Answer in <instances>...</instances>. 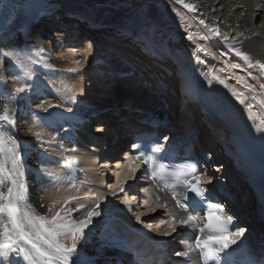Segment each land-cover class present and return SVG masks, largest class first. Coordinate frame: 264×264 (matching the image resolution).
<instances>
[{"label": "bare ground", "instance_id": "obj_1", "mask_svg": "<svg viewBox=\"0 0 264 264\" xmlns=\"http://www.w3.org/2000/svg\"><path fill=\"white\" fill-rule=\"evenodd\" d=\"M94 2L0 0V107L8 103L16 110V125L12 132L22 148L25 175L34 176L33 185L32 180L26 183L27 203L36 213L49 219L63 208L76 209L84 205L82 210L72 216L73 219L81 220L99 201L101 215L94 217L93 223L86 229L85 237L78 244L77 259L79 264H115L118 253L102 248L97 241L96 233L101 227L102 218L121 207L135 219L141 215V221L138 222L140 226L160 229L159 233L164 235L171 231L166 221L172 208H160L159 204L174 202L170 201L168 193L159 191L144 176L137 178L136 183L131 182L132 169L138 167L134 161H123V157L116 156L112 158L116 160L111 162L106 151H99L96 144L97 147L87 145L72 127L70 133L74 135L76 143L64 141L61 133L68 131L71 123L82 124L83 119L93 115L94 127L99 128L98 132L92 131L93 137H100L104 133L106 136L109 130L114 129L111 127L119 125L118 122L121 124L119 120L126 115L123 119L125 132L120 134L112 149L118 148L124 144L127 129L132 128L129 124L138 113L128 103L141 102L138 107L142 116L146 113L142 112L143 109L163 115L166 111L174 114L181 107L180 102L184 101L181 83L188 79L189 82L198 81L206 96L209 95L211 106L214 107L211 109L212 117L218 119L221 127L218 126V130L227 135L226 141H219L227 149L226 153L221 154L213 165L206 166L208 177L215 180L218 171H230L232 165L241 168L260 160L258 155L264 150V133L253 128L245 105L236 100L230 89L240 94L246 104L253 106L252 111L264 118V104L261 103L264 101V89H261L264 77L260 76L258 68L249 69L240 57L229 50L222 38L205 41L199 37L206 34L204 25L200 23L203 20L221 33H226L228 44L247 53L253 63L257 60L264 63V0H185V3L195 6V11L176 3V0ZM94 4L103 8V12L96 9L97 6L92 8ZM65 6L72 7L68 9ZM122 12L125 13L122 19L128 20L123 22V26L118 16ZM36 19L39 21L36 22ZM29 26L30 29L19 36L10 34ZM51 26L54 27V33H48ZM78 29L85 31V36L73 42L74 34L71 33H76ZM131 29L141 36H128ZM113 33L123 35L127 45L112 40L110 35ZM189 33L194 38L191 41L187 39ZM100 36L109 39L104 40ZM147 37L150 43L144 45L142 39ZM197 45L207 49V54L197 53L203 63L193 56ZM129 46H132V51ZM40 49L44 51L40 52ZM120 49L125 52L128 50L127 54L138 57L137 63L130 65L129 58L127 60L125 52H119ZM3 53L8 56L5 57ZM234 64H239L240 68H231ZM21 68L30 69L31 79L23 78ZM209 72L219 76L228 87L216 80L209 84L208 80L212 78ZM170 76L172 80L169 81ZM240 77L244 78L243 82ZM249 84L254 91L247 87ZM21 86L27 87L29 91L17 94L13 99V90ZM104 92L102 97L101 93ZM109 95L116 97H112L110 103H117L112 105L102 100H109ZM49 105L55 107L49 108ZM185 107L184 110L190 108ZM108 108L114 113L112 124L103 122L101 118L104 114L102 111ZM190 112L183 118V126L202 128V124L200 126L196 122L199 120L197 111ZM50 119L54 120L56 127L48 126ZM84 125L87 126V122ZM120 127L123 130L122 124ZM213 127L216 129L217 125ZM83 132L84 138H87L86 131H80ZM37 133L42 142L37 141ZM168 135L166 137L170 140ZM124 151L127 152V147ZM68 158L78 162L77 179L51 181L46 175L48 172L67 176L64 163ZM259 167L260 162L257 164ZM26 168L29 169L26 171ZM211 168L218 171L213 172ZM117 173L121 180L128 179V186L124 193L112 195L115 189L110 186L116 184ZM114 177L115 182L112 181ZM22 179L25 181L24 177ZM10 186L5 181L0 191L7 192ZM229 189L236 198L233 204L245 198V203L251 205L247 201L248 194H244L246 191L255 197L248 185H231ZM125 196L129 200L128 204L122 202ZM156 196H160L161 200L157 201ZM70 197L76 199L65 205V199ZM224 206V212L240 216L244 213L243 209H235L229 202H225ZM154 208L157 209L155 213L151 212ZM179 232L181 230L174 236L175 242L170 235H165L161 243L174 245L176 250L183 251L184 244L180 241L182 233ZM176 262L175 257L169 260L170 264ZM19 264L24 262L19 261Z\"/></svg>", "mask_w": 264, "mask_h": 264}, {"label": "snow or ice", "instance_id": "obj_2", "mask_svg": "<svg viewBox=\"0 0 264 264\" xmlns=\"http://www.w3.org/2000/svg\"><path fill=\"white\" fill-rule=\"evenodd\" d=\"M176 3L182 4L190 11H195V6L185 3V0H176ZM173 11H176L173 9ZM179 16L180 13L177 12ZM183 19V17H181ZM206 29V34L199 37L200 40H209L212 38H222L229 50L240 57L249 69L258 68L261 77H264V63L259 60L254 63L247 53L228 44V36L221 33L218 28L200 21ZM187 39L193 40L192 33L188 34ZM43 52V49L39 50ZM203 52L207 54V49L197 45L193 56L198 62L203 63L197 54ZM5 57L7 53H3ZM30 63H36L30 61ZM231 68H240L239 64L230 66ZM23 78L31 79V71L29 68H21ZM212 78L208 80L211 84L213 80L225 84L219 76L209 72ZM252 75L251 72L248 73ZM242 82L243 77L239 78ZM256 79V77H253ZM249 89H253L252 85H247ZM264 89V84H261ZM29 91L27 87L21 86L13 90V99L17 94ZM232 95L241 104L245 105L248 111V119L252 122L253 128L264 133V118L252 111V105L246 104L245 99H241L240 94L230 89ZM264 104V101H261ZM49 108L55 107L49 105ZM47 111V109H45ZM16 110L11 108L8 103L0 107V186L8 181L11 186L7 192L0 191V264H79L78 244L86 235V229L93 223V218L100 216L99 201L89 210L87 215L81 219H73V213L79 212L84 208L80 205L76 209L63 208L52 215L49 219L44 215L36 213L27 203V184L22 179L25 175L24 157L22 155L21 145L14 138L12 129L16 125ZM35 115V114H34ZM37 119H41L37 117ZM38 142H42L40 134H36ZM167 140V137L165 138ZM133 149L140 153L138 158L143 165L147 166L146 177L153 185H160L159 191L169 192L170 201L159 204L160 208L170 207L172 211L168 213L166 221L171 232H165L168 236L177 233L178 230H188V240L182 241L184 250L177 252V256L185 258V264H190L193 256L198 254L200 264H225V257L228 256L233 247L243 244L246 238V229L238 228L231 231L235 227L237 220L234 215H227L223 218L217 217L216 213H223L225 206L216 201L214 197L209 195V189L206 185L208 181H202L201 176L197 172L198 165L196 163L173 165L166 163L168 156L165 154V147L160 143L150 145L133 144ZM127 158V156H126ZM77 161L74 158H68L64 163V168L70 176L75 171ZM137 169H132V179L136 180ZM46 175L51 181L66 179L64 173L48 172ZM128 186V179H120L117 173V181L115 185H111L115 191L124 193ZM178 189L182 191H178ZM147 191V189H146ZM76 197L65 199L64 204L67 205ZM156 200L160 201L161 197L156 196ZM129 203L127 196L122 201ZM147 203V201H145ZM43 207V205H41ZM179 210V211H177ZM51 211V208H49ZM157 209H151L155 213ZM204 211V217L192 215L191 212ZM230 211V210H229ZM186 214V215H185ZM143 215V214H142ZM206 219V223L201 226L202 220ZM138 222L141 221V215L136 216ZM194 236V242H189ZM63 238V239H62ZM70 241V242H69Z\"/></svg>", "mask_w": 264, "mask_h": 264}, {"label": "rangeland", "instance_id": "obj_3", "mask_svg": "<svg viewBox=\"0 0 264 264\" xmlns=\"http://www.w3.org/2000/svg\"><path fill=\"white\" fill-rule=\"evenodd\" d=\"M91 1L94 2L95 0H91ZM94 3H95V2H94ZM96 6H97V5L94 4V5L92 6V8H95ZM96 9H98L99 11H101L103 8L101 9V8H99V7L97 6ZM96 9H94V10H96ZM83 10H84V9H83ZM98 10H97V14H98ZM103 10H104V9H103ZM103 10H102V12H103ZM84 11H85V10H84ZM50 33H53V30H51ZM17 34H18V33H17ZM17 34H16V35H17ZM112 40H113V39H112ZM101 94H102V97H104L105 92H104V93H101ZM110 96H111V97H110ZM112 97H114V96L109 95V100H107V98H102V100H106V102H109V103H110V102H111L110 99H111ZM115 101H117V100H115ZM104 103H105V102H104ZM109 103H108V104H109ZM115 103H117V102H112V103H110V104L114 105ZM119 104H122V103H119ZM139 108H140V107H139ZM112 181L114 182V179H112Z\"/></svg>", "mask_w": 264, "mask_h": 264}, {"label": "water", "instance_id": "obj_4", "mask_svg": "<svg viewBox=\"0 0 264 264\" xmlns=\"http://www.w3.org/2000/svg\"><path fill=\"white\" fill-rule=\"evenodd\" d=\"M115 97V96H114ZM116 98V97H115Z\"/></svg>", "mask_w": 264, "mask_h": 264}]
</instances>
